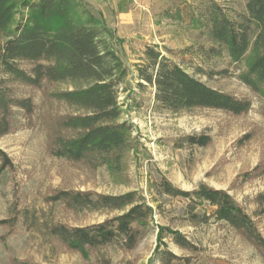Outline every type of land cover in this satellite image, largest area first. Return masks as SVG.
Here are the masks:
<instances>
[{
    "label": "rangeland",
    "instance_id": "rangeland-1",
    "mask_svg": "<svg viewBox=\"0 0 264 264\" xmlns=\"http://www.w3.org/2000/svg\"><path fill=\"white\" fill-rule=\"evenodd\" d=\"M211 1L148 0V6H138L139 14L129 23H120L116 15L108 20L102 15L114 30L117 51L128 67L120 87V121L133 127L132 147L118 172L106 164L71 162L51 154L50 130L76 110L50 94L72 89L70 81L52 84L49 96L20 86L19 94L31 95L37 109L32 123L16 109L17 129L0 137V149L11 160V166L5 167L0 159V264H264L256 246L227 222L216 219L215 206L169 195L161 186L167 179L187 191L201 184L226 190L264 236V211H260L264 206L258 200L264 192V99L239 78L252 52L246 61L233 62L226 48L211 38L207 26L191 24L193 11L204 12ZM215 1L232 18H238L245 12L247 0ZM147 45H157L208 85L250 98L252 108L239 115L212 108L163 109L155 99V86L139 83L137 64ZM203 133L212 137L208 145L189 143V135ZM63 190L94 195L136 191L153 207L152 220L133 249H125L115 240L87 249L84 255L63 245L48 227L57 223L91 226L122 211L70 208L62 200H50ZM191 212L199 214L195 221ZM159 226L186 236L195 248L180 247L168 229L159 241ZM168 251L178 257H170Z\"/></svg>",
    "mask_w": 264,
    "mask_h": 264
},
{
    "label": "trees",
    "instance_id": "trees-1",
    "mask_svg": "<svg viewBox=\"0 0 264 264\" xmlns=\"http://www.w3.org/2000/svg\"><path fill=\"white\" fill-rule=\"evenodd\" d=\"M17 15H21L20 19ZM190 22L195 27L207 26L211 38L226 48L233 62L246 61L248 52H252L239 78L264 99V0H247L245 12L238 18H232L213 0L204 12L193 11ZM115 38L114 30L102 14L85 0H0V137L17 129L16 109H21L32 123L37 104L31 95L19 94L20 86H29L49 96L52 84L70 81L72 89L50 94L76 110L55 122V128L50 130L51 154L71 162L106 164L113 172L120 171L124 155L132 147L133 127L125 120L120 121V87L128 75V67L117 51ZM137 67L140 85L146 82L155 86L157 103L171 112L212 108L239 115L252 108L250 98L208 85L157 45L146 46ZM211 140L205 133L188 136L189 143L195 145L205 146ZM0 159L3 166H11L2 149ZM161 186L169 195L186 196L215 206L216 219L234 227L264 256V236L257 223L226 190L201 184L187 191L167 179ZM137 194L136 191L120 195L60 191L50 200H62L70 208L103 207L122 213L91 226L57 223L48 227L49 233L84 255L87 249L115 240L125 249H133L147 231L154 211L145 197ZM258 198L264 206V192ZM198 216L191 212L193 221ZM166 229L169 230L164 226L159 228V241H163ZM169 232L180 247L195 248L186 236L175 230ZM167 253L172 258L178 257L171 251Z\"/></svg>",
    "mask_w": 264,
    "mask_h": 264
},
{
    "label": "crops",
    "instance_id": "crops-1",
    "mask_svg": "<svg viewBox=\"0 0 264 264\" xmlns=\"http://www.w3.org/2000/svg\"><path fill=\"white\" fill-rule=\"evenodd\" d=\"M92 5L98 12H100L106 20L111 15H116L120 20L129 23L136 19L139 14L138 6H148V0H85ZM141 2V3H140ZM109 24V22L107 21ZM118 23V21H117Z\"/></svg>",
    "mask_w": 264,
    "mask_h": 264
}]
</instances>
